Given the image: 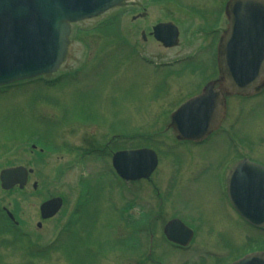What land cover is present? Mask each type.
<instances>
[{
	"label": "rangeland",
	"instance_id": "374dc122",
	"mask_svg": "<svg viewBox=\"0 0 264 264\" xmlns=\"http://www.w3.org/2000/svg\"><path fill=\"white\" fill-rule=\"evenodd\" d=\"M176 1L197 15L170 0H126L72 23L55 72L0 88V169L32 168L22 187L0 189V264H150L141 257L149 230L152 255L164 264H217L264 243V230L239 221L214 182L218 163L235 154L264 165V88L228 95L220 125L202 145L174 143L169 113L209 75L210 42L225 27L214 28L215 15L226 0ZM142 6L146 15L130 19ZM169 19L179 36L166 48L148 30ZM151 144L160 155L149 179L121 185L108 150ZM83 183L85 202L77 196ZM51 195L63 197L61 208L40 219L38 204ZM1 206L13 213L17 232ZM177 215L197 228L185 249L163 241L164 222Z\"/></svg>",
	"mask_w": 264,
	"mask_h": 264
},
{
	"label": "water",
	"instance_id": "95a60500",
	"mask_svg": "<svg viewBox=\"0 0 264 264\" xmlns=\"http://www.w3.org/2000/svg\"><path fill=\"white\" fill-rule=\"evenodd\" d=\"M122 0H0V85L55 71L64 58L69 22L96 16ZM228 26L217 44L221 85L209 83L200 94L183 102L172 114L170 125L181 139H202L219 122L224 110L223 93L249 94L264 81V0H227ZM153 35L164 46L177 43L171 22L157 23ZM112 166L124 179L147 177L156 164L145 148L117 151ZM23 166L0 170V186L22 187ZM227 197L249 223L264 226V166L243 158L234 163L226 179ZM61 198L39 206L42 218L52 216ZM7 215L12 219L10 212ZM166 237L186 244L190 231L177 219L163 228ZM230 264H264V251L244 255Z\"/></svg>",
	"mask_w": 264,
	"mask_h": 264
},
{
	"label": "flooded vegetation",
	"instance_id": "af4514ba",
	"mask_svg": "<svg viewBox=\"0 0 264 264\" xmlns=\"http://www.w3.org/2000/svg\"><path fill=\"white\" fill-rule=\"evenodd\" d=\"M184 7V6H183ZM188 14H191V13H194V14H196L197 15V13H198V11L196 10V9H193V8H183ZM223 9V8H222ZM221 9V10H222ZM146 11H147V8H138V10H137V12H142V13H144L143 15H146ZM124 12V11H123ZM206 13V17H208L209 16V18L211 17V12L210 11H207V12H205ZM200 15V14H199ZM215 24H214V28L218 31V29H219V26L222 24V23H226V19H225V17H224V15L222 14V11H218L217 13H216V15H215ZM155 22H157V20L155 21ZM154 22V23H155ZM214 28H212L211 26L210 27H208V30H206V31H208L209 33H211L210 31H212ZM213 31H215V30H213ZM144 34V32H141V35H142V39L143 40H145V34ZM148 34H149V30H148ZM219 35H220V31L217 33V34H215V35H213L212 36V39H211V42H210V45H214V42H216V40L218 39V37H219ZM215 40V41H214ZM210 55V59H209V62L211 63V64H209L208 63V65H209V67H210V73H209V75H207L206 77H203V81L205 82V81H209V80H212V79H214V77H215V75H218V72H217V70H216V68H215V66H216V63H215V59H214V54H212V53H210L209 54ZM216 83V82H215ZM216 85V84H215ZM217 86V85H216ZM169 87L168 88H166L165 90H163L162 91V94L164 95V94H166L167 92H169ZM197 92H199V90H196V89H192L191 91H190V93H188V95H186V96H183L184 98H177V100H175L174 101V103H176V105H175V107L180 103V102H182L184 99H186L187 97H189L190 95H193V94H195V93H197ZM170 120V119H169ZM167 127H168V124H167ZM213 132H211L210 134H208L202 141H191V140H180V139H177L176 138V135H175V133L173 132V134H174V138H175V142L174 143H179V144H183V145H197V146H199V145H202L203 143H205L208 139H209V137L211 136V134H212ZM105 146H107V143H106V145ZM142 146H145V147H150L151 149H153L154 151H155V153H156V156H157V160H158V156L160 155V153H159V148H157L155 145H153V144H151V146H149V145H140V146H131V147H116L115 149H110V150H108V153H113L114 151H117V150H122V149H125V148H138V147H142ZM105 147L103 146V147H101V148H99V149H104ZM110 151V152H109ZM111 154H110V157H111ZM227 161H228V159L226 158V159H224L223 161H221V162H219L218 163V165L216 166V172H215V176H214V182H215V185H216V189H217V193H218V196H222L223 198H225L224 197V191H223V188L222 187H224L223 185H224V176H225V174H226V169L229 167L228 165H229V163L230 162H228V164H227ZM81 168L83 169V166L81 165ZM153 172V171H152ZM151 175V174H150ZM170 175H172V173L170 172L169 173V175L168 176H170ZM119 178V177H118ZM169 178H171V177H169ZM149 179V178H148ZM119 180H120V183H121V185H130V184H132V183H135V182H139L140 180H145V179H138V180H134V181H124V180H122V179H120L119 178ZM147 180V179H146ZM124 187V186H123ZM33 188V187H32ZM88 188L89 187H87V184H85V183H83V185L81 186V189H82V191L80 190V192H77L78 194H77V196L80 194V195H82V199L84 200V202L85 201H87V197L89 196L90 197V195H88ZM114 190H115V187H113V185L112 184H108L107 186H106V190H105V197H106V200L107 201H109L111 204H113V203H115L114 201H113V199L114 200H116V197H115V192H114ZM82 192V193H81ZM111 193H113L114 194V197L112 198V196H111ZM134 194L136 195V192H134ZM155 195H156V191H155ZM157 196V195H156ZM76 198V197H75ZM225 203H227V202H225ZM117 204V203H116ZM118 204H119V202H118ZM161 204V202L159 201V205ZM227 205H228V207L230 208V210H231V213L234 215V216H236V214H235V212L232 210V208L229 206V204L227 203ZM75 208H77V209H80V205H78V202L75 204ZM129 212H131V210H129ZM121 213H123V212H121ZM152 216V215H151ZM173 217H177V218H179L184 224H186L191 230H192V238H191V240H190V242L187 244V245H185V246H179V245H176V244H173L172 242H170V241H168L165 237H164V235H163V233H162V235H163V238H164V242H165V244H166V246H168V247H172V246H176L177 248H179V249H185V248H187V247H189L190 246V243H192V241H194V239L196 238V233H197V228L194 226H192V224L191 223H189L188 221H186V220H183L180 216H170L169 217V219L170 218H173ZM247 227H250V229H252V227L251 226H247ZM264 229H260V231H263ZM145 233H147V236H146V238H147V250L146 251H142V255H141V257L143 258V259H145V261H147V262H149L150 264H164V262H163V260H162V256L161 257H156L154 254L152 255V249L155 251L156 249L153 247V238H154V232L153 231H151V230H149V231H144ZM161 232H162V228H161ZM116 237H118V235L116 236ZM167 242V243H166ZM154 253V252H153ZM236 255H237V251L236 252H234V253H229V254H227L225 257H224V259L223 260H221L220 262H218L217 264H227L228 262H230L232 259H234L235 257H236Z\"/></svg>",
	"mask_w": 264,
	"mask_h": 264
}]
</instances>
